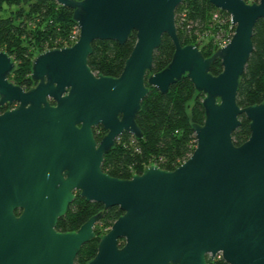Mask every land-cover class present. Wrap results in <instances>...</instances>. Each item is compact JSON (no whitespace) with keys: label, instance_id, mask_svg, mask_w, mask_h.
Returning a JSON list of instances; mask_svg holds the SVG:
<instances>
[{"label":"water","instance_id":"obj_1","mask_svg":"<svg viewBox=\"0 0 264 264\" xmlns=\"http://www.w3.org/2000/svg\"><path fill=\"white\" fill-rule=\"evenodd\" d=\"M55 1L71 9L78 37L34 56V86L8 80L15 62L0 51V105L16 104L0 112V264H75L101 211L76 230H56L74 190L121 211L86 264H208L207 255L226 264H264V100L236 103L264 0H208L229 14L234 29L207 57L179 42L174 11L181 0ZM132 32L135 43L118 76L91 71L93 41L123 43ZM163 35L173 52L151 72ZM215 60L221 70L214 75ZM182 77L203 94L190 155L172 170L149 164L126 179L103 171L117 137L142 136L135 117L149 88L166 93ZM240 114L249 135L235 145ZM97 125L105 131L98 142Z\"/></svg>","mask_w":264,"mask_h":264},{"label":"trees","instance_id":"obj_2","mask_svg":"<svg viewBox=\"0 0 264 264\" xmlns=\"http://www.w3.org/2000/svg\"><path fill=\"white\" fill-rule=\"evenodd\" d=\"M254 1L257 0H250ZM228 18L227 12L217 9L208 0H181L174 11L179 42L191 43L197 35L209 30L212 37L198 46L202 55L207 57L217 48L212 41L213 34L218 32L223 21L229 24ZM73 28L76 24L72 20L71 9L55 0H0V51H5L15 62L8 80L24 89L32 86L30 67L34 56L49 48L69 45ZM251 41L253 49L236 92V103L240 107L264 100V19L255 23ZM134 43V32L123 43L109 39L95 40L91 43L87 64L95 74L118 76ZM172 52L169 37L163 35L153 53L151 72L164 68ZM209 70L214 75L220 72V61L212 62ZM202 98L203 94L195 90L187 77L172 83L166 93L150 87L135 117L142 136L136 138L127 133L121 134L104 155L102 170L111 176L126 179L134 173H141L149 164L166 170L174 169L195 146L191 126L203 121ZM239 119V126L232 132L235 145L241 144L249 135V121L243 114L239 115ZM98 211H101V216L93 226L94 237L80 247L74 263L84 264L94 256L101 235L99 224L110 226L121 211L117 206L104 209L98 202L76 196L56 222L58 231L76 230ZM207 261L208 264H226L220 257L207 258Z\"/></svg>","mask_w":264,"mask_h":264},{"label":"rangeland","instance_id":"obj_3","mask_svg":"<svg viewBox=\"0 0 264 264\" xmlns=\"http://www.w3.org/2000/svg\"><path fill=\"white\" fill-rule=\"evenodd\" d=\"M247 3H250V0H248ZM228 20H229V18H228ZM226 23H227V21H223L222 24H220L221 27H219V29L217 30L218 32L216 34L215 33L213 34V38H212L213 40L212 41L215 45H217V47L225 44L229 40V38L231 37V35L233 33L234 27L230 25V21H229V24H226ZM77 37H78V28L76 26V28H73L71 35L69 37V41H70L69 45L74 43L76 41ZM209 37H212L211 34L209 33V30H205L204 34L197 35V37L191 43L195 44L198 47V46H201L203 43H205L206 39ZM102 133L103 132H102L101 128L96 129L97 139L100 138ZM97 221L95 223H97ZM110 226L99 224L100 233L101 234L106 233L109 230ZM207 258H209V255H207ZM75 264H82V263L79 262V263H75ZM84 264H86V263L84 262Z\"/></svg>","mask_w":264,"mask_h":264},{"label":"flooded vegetation","instance_id":"obj_4","mask_svg":"<svg viewBox=\"0 0 264 264\" xmlns=\"http://www.w3.org/2000/svg\"><path fill=\"white\" fill-rule=\"evenodd\" d=\"M32 81H33V80H32ZM33 82H34V81H33ZM35 84H36V82H34V84H33L32 86H34ZM32 86H30V87H32ZM30 87H29V88H30ZM22 88H23V87H22ZM23 89H24V88H23ZM50 103L53 104L54 102H53L52 100H50ZM15 105H16L15 103H12V104L4 103L3 105H0V108H2V111H4V110H6V109H10V108L14 107ZM2 111H0V112H2ZM97 128H101V129H102V132H103L102 135L100 136V138H101V137L104 135V133H105V131L103 130V128H102L100 125H97V126L93 127V128H92V134H93V137H94V139H95L96 142H98V141L100 140V138L97 139V136H96V129H97ZM118 138H119V137H117L116 140H117ZM116 140H115V142H116ZM115 142H114V143H115ZM112 147H113V146H112ZM112 147H111V148H112ZM107 153H108V152H107ZM107 153H106V154H107ZM104 155H105V154H104ZM103 158H104V156H103ZM101 165H102V164H101ZM101 168H102V167H101ZM73 193H74V198H75L76 196H79L77 190H74ZM74 198H73V199H74ZM73 199H72V200H73ZM71 202H72V201H71ZM71 202H70V203H71ZM20 213H21V209H16V210H15V214H16V215H19Z\"/></svg>","mask_w":264,"mask_h":264},{"label":"built area","instance_id":"obj_5","mask_svg":"<svg viewBox=\"0 0 264 264\" xmlns=\"http://www.w3.org/2000/svg\"><path fill=\"white\" fill-rule=\"evenodd\" d=\"M214 17H216V15H214ZM229 21H230V17H229ZM230 25H231V23H230ZM232 26V25H231ZM224 45V44H223ZM216 257H219V255H217Z\"/></svg>","mask_w":264,"mask_h":264}]
</instances>
